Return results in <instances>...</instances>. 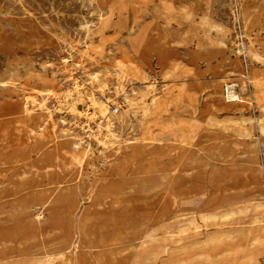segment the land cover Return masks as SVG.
I'll return each instance as SVG.
<instances>
[{"label": "rangeland", "instance_id": "obj_1", "mask_svg": "<svg viewBox=\"0 0 264 264\" xmlns=\"http://www.w3.org/2000/svg\"><path fill=\"white\" fill-rule=\"evenodd\" d=\"M44 257L264 264V0H0V262Z\"/></svg>", "mask_w": 264, "mask_h": 264}, {"label": "bare ground", "instance_id": "obj_2", "mask_svg": "<svg viewBox=\"0 0 264 264\" xmlns=\"http://www.w3.org/2000/svg\"><path fill=\"white\" fill-rule=\"evenodd\" d=\"M227 93H229L228 95L229 96H231V97H233V96H236V91H235V89H233V87L231 86V87H228V92ZM102 106V105H101ZM105 107V106H104ZM154 144V143H153ZM151 150V149H150ZM155 150V149H154ZM149 151V150H148ZM220 166V165H219ZM226 170V169H225ZM211 180V179H210ZM209 188V187H208ZM211 190V189H210ZM222 208V207H221ZM247 215V214H246ZM40 217V216H39ZM236 217V216H235ZM200 218V217H199ZM196 221V220H195ZM201 221H202V218H201ZM117 222V221H116ZM197 224V223H196ZM260 225H262V224H260ZM238 228V227H237ZM90 229V228H89ZM213 231H215V230H213ZM237 231V230H236ZM249 231V230H248ZM257 231V230H256ZM149 232V231H148ZM216 232V231H215ZM217 232H219V231H217ZM104 233V232H103ZM151 233V232H150ZM148 235V234H147ZM201 235V234H200ZM243 235V234H242ZM150 236V235H149ZM235 236H236V234H235ZM245 236V235H244ZM148 237V236H147ZM211 237V236H210ZM255 237V236H254ZM258 237V236H257ZM117 238V237H116ZM113 239V238H112ZM136 239V238H135ZM143 239V238H142ZM141 239V240H142ZM150 239V238H149ZM203 239V238H202ZM211 239V238H210ZM114 240V239H113ZM112 240V241H113ZM125 240V239H124ZM257 240V239H256ZM136 243L134 244V243H130L131 245H130V247L131 246H135V245H137L138 244V242H140L139 241V238H137L136 240ZM153 241V240H152ZM215 241H217V240H215ZM131 242V241H130ZM146 242H148V240L146 241ZM145 242V243H146ZM151 242V241H150ZM192 242V241H191ZM206 242H207V240H206ZM111 243H113V242H111ZM189 243H190V241H189ZM188 243V244H189ZM193 243V242H192ZM128 244V243H127ZM215 244V243H214ZM263 244V243H262ZM76 248H83V247H92V246H94V245H91V243H89V242H87V241H84V240H79V241H77L76 242ZM113 245H114V243H113ZM112 245V246H113ZM252 245H253V243H252ZM261 245V244H260ZM122 246V245H121ZM198 246V245H197ZM216 246V245H215ZM148 247V246H147ZM207 247V246H206ZM166 248V247H165ZM231 248V247H230ZM234 248V247H233ZM232 248V249H233ZM212 249V248H211ZM234 249H236V248H234ZM245 249V248H244ZM253 249V248H252ZM251 249V250H252ZM257 249V248H256ZM134 250V249H133ZM132 250V251H133ZM224 250V249H223ZM132 251H130V252H132ZM165 251V250H164ZM254 251V250H253ZM252 251V252H253ZM256 251V250H255ZM136 253V252H135ZM147 253V252H146ZM240 253H241V251H240ZM243 253V252H242ZM145 254V253H144ZM134 255V254H133ZM141 255V254H140ZM151 255V254H150ZM253 255H255V254H253ZM45 256V255H44ZM104 256V255H103ZM130 256V255H129ZM133 257V256H132ZM141 257V256H140ZM245 257V256H244ZM45 258V257H44ZM147 258V257H146ZM149 258V257H148ZM155 258V257H154ZM242 259H243V257H241ZM1 259V258H0ZM4 259V258H3ZM41 259V258H40ZM143 259V258H142ZM248 260V259H247ZM2 261V260H1ZM45 261H46V258L45 259H43V263L42 264H45ZM138 261V260H137ZM140 261V260H139ZM31 262V261H30ZM37 262V261H36ZM40 262V261H39ZM135 262V261H134ZM238 262V261H237ZM245 262V261H244ZM100 264H103L102 262H99ZM0 264H1V262H0ZM38 264V263H37ZM141 264V263H140ZM253 264V263H252Z\"/></svg>", "mask_w": 264, "mask_h": 264}]
</instances>
